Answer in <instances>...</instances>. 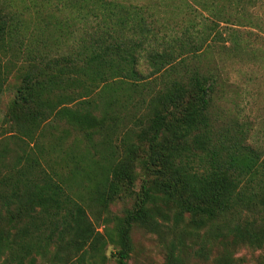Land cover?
<instances>
[{
    "label": "trees",
    "instance_id": "16d2710c",
    "mask_svg": "<svg viewBox=\"0 0 264 264\" xmlns=\"http://www.w3.org/2000/svg\"><path fill=\"white\" fill-rule=\"evenodd\" d=\"M55 1L54 12L68 10L71 18L42 20L34 32L0 6V97L8 68L16 59L27 62L7 121L30 141L53 132L50 151L62 153L47 162L49 170L30 155L0 170V264H36L38 257L46 264H106L109 244L115 263L128 264L136 226L168 235L167 264L187 263L191 238L213 245L214 264H235L238 247L263 249L264 151L248 144L246 130L219 123L223 86L198 70L173 77L170 53L149 52L152 71L144 76L139 60L149 30L139 9ZM84 20L91 32L80 46L61 52L46 43L49 36L73 37ZM129 194L132 207L104 238L88 207L94 217L109 216Z\"/></svg>",
    "mask_w": 264,
    "mask_h": 264
},
{
    "label": "rangeland",
    "instance_id": "374dc122",
    "mask_svg": "<svg viewBox=\"0 0 264 264\" xmlns=\"http://www.w3.org/2000/svg\"><path fill=\"white\" fill-rule=\"evenodd\" d=\"M108 1L135 7L147 20L149 33L145 44L146 52L142 53L139 60L140 72L144 76L152 71L146 58L149 52L170 53L174 56L177 73L173 77H189L197 70L213 76L223 86L217 93V107L221 110L219 123L229 124L230 128L236 124L237 128L246 130L248 144L256 150L264 151V0ZM54 4H57L55 0H0V6L6 13L19 14L25 19L30 32H34L35 26L42 20L50 21V24H62L65 19L71 18L68 10L63 14L54 12ZM50 28L52 30L51 26ZM75 30L77 33L73 37H63L56 42V38L49 36L46 43L52 46L59 44L61 52L71 51L80 46L83 37L91 32L85 20ZM22 38L23 36L19 40L24 42ZM16 60V66L8 68L10 75L0 97V170L13 166L17 158L23 155H30L32 158L39 156L45 169L49 170L47 162H54L62 156V153L50 151L53 132H46L43 139L36 137L30 141L15 131L12 123L7 121L9 111L18 96L22 75L27 69L25 58ZM72 107L75 108L76 105ZM61 126L54 132L55 135L65 127ZM44 128L49 130L46 125ZM25 138L27 142L24 141ZM42 147H45L44 151ZM141 172L138 167L137 173ZM140 182L139 177L135 187L137 192ZM133 203L134 197L130 194L118 198L110 207V215L101 217H94L95 210L88 207L89 204L85 207H88V216L97 232L106 238V233L115 226L114 219L123 217ZM132 239L133 253L128 264H167L171 243L167 234L152 233L136 226ZM203 240H187L186 264H214L215 249L212 244L205 240L204 243ZM114 252L115 247L109 244L105 254L110 260L106 264H116L112 258ZM210 255L213 257L209 258ZM234 257L235 264H264V248L256 250L246 246L238 247ZM46 263L40 257L37 258L36 264Z\"/></svg>",
    "mask_w": 264,
    "mask_h": 264
}]
</instances>
